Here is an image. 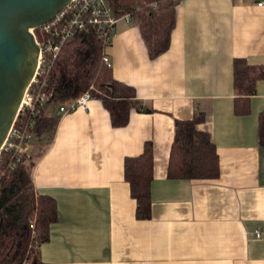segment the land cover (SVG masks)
<instances>
[{
	"label": "crops",
	"instance_id": "0c3cea01",
	"mask_svg": "<svg viewBox=\"0 0 264 264\" xmlns=\"http://www.w3.org/2000/svg\"><path fill=\"white\" fill-rule=\"evenodd\" d=\"M262 3V4H261ZM105 53L114 77L152 112L113 127L102 101L60 114L33 172L58 220L41 244L48 264H264V78L236 112L234 64L264 66V0H183L169 49L152 59L139 26L120 19ZM51 110V109H49ZM196 111L220 159L216 179L168 177L176 120ZM154 147L152 217H136L125 159ZM260 230L261 236L256 231Z\"/></svg>",
	"mask_w": 264,
	"mask_h": 264
},
{
	"label": "trees",
	"instance_id": "16d2710c",
	"mask_svg": "<svg viewBox=\"0 0 264 264\" xmlns=\"http://www.w3.org/2000/svg\"><path fill=\"white\" fill-rule=\"evenodd\" d=\"M114 15L129 14L140 28L152 59L165 53L176 25L177 0H109ZM105 41L93 29L79 30L65 42L49 74L48 106L40 115L33 131V141L46 143L45 150L31 153L15 163L11 151L0 154V264H48L39 247L50 238V226L58 220L54 198L36 190L33 172L51 145L60 121L59 108L89 91L102 101L110 114L113 127L127 126L133 110L152 112L138 98L136 89L114 77L112 65L105 60ZM264 78V66L251 65L243 59L234 64L236 112L248 114L250 97L256 84ZM51 109V110H49ZM205 121L196 111L189 120H176L171 147L168 177L176 179H216L220 176L217 147L209 133L198 129ZM35 137V138H34ZM259 141L264 147V112L259 117ZM15 163V166H13ZM125 179L136 200V217H152V181L154 180V147L147 141L138 156L126 157Z\"/></svg>",
	"mask_w": 264,
	"mask_h": 264
},
{
	"label": "built area",
	"instance_id": "2783aa9c",
	"mask_svg": "<svg viewBox=\"0 0 264 264\" xmlns=\"http://www.w3.org/2000/svg\"><path fill=\"white\" fill-rule=\"evenodd\" d=\"M120 19L132 20L129 14L122 17L115 16L109 0H72L51 21L31 30L40 47L37 70L27 88L17 119L3 146V150L13 153L15 163L31 153L33 131L52 96V93L48 91L50 70L65 42L73 39L79 30L93 28L107 46ZM104 60L108 65H111L110 57L107 54H105ZM91 99V93L84 92L72 103L61 106L59 113L66 114L78 108L87 109ZM256 234L260 237V230H257Z\"/></svg>",
	"mask_w": 264,
	"mask_h": 264
},
{
	"label": "water",
	"instance_id": "95a60500",
	"mask_svg": "<svg viewBox=\"0 0 264 264\" xmlns=\"http://www.w3.org/2000/svg\"><path fill=\"white\" fill-rule=\"evenodd\" d=\"M72 0H0V154L36 73L40 47L32 29Z\"/></svg>",
	"mask_w": 264,
	"mask_h": 264
},
{
	"label": "rangeland",
	"instance_id": "374dc122",
	"mask_svg": "<svg viewBox=\"0 0 264 264\" xmlns=\"http://www.w3.org/2000/svg\"><path fill=\"white\" fill-rule=\"evenodd\" d=\"M35 138V137H34ZM32 141H33V136H32V139H31V144H32ZM34 152L35 154H38L40 153L42 150H45L47 144L46 143H40L36 140V138L34 139Z\"/></svg>",
	"mask_w": 264,
	"mask_h": 264
}]
</instances>
